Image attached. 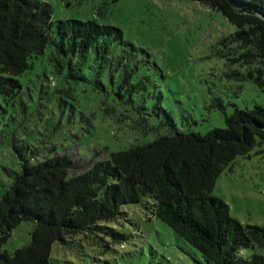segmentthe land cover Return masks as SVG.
<instances>
[{"label":"trees","instance_id":"obj_1","mask_svg":"<svg viewBox=\"0 0 264 264\" xmlns=\"http://www.w3.org/2000/svg\"><path fill=\"white\" fill-rule=\"evenodd\" d=\"M199 1L222 12L237 28L219 40L226 49L223 55L237 65L230 76L264 87V0ZM52 13V5L44 0H0V50L46 29L45 64L59 81L55 92L73 96V82H91L103 92L110 86L115 97L111 112L120 108V114L129 113L136 130L167 127V132L95 153L15 137L19 169L6 168L11 183L0 196V227L21 217L36 227L31 245L14 253L0 250V264H53L57 244L101 230L99 222L115 220L123 204L142 202L193 246L204 264H264V226L242 223L213 193L221 173L239 156L251 155L258 144L264 155V105L235 107L225 114V127L202 134L181 130L158 101L155 107L164 110L165 117L152 125L149 77L140 73L144 49L127 41L118 26L97 19L54 21ZM6 82L0 79V88ZM1 99L8 102L0 93V115L6 111ZM217 100L224 111L223 100ZM101 150L106 158L95 162ZM92 169L98 178L93 181L96 198L82 205V211L76 196L63 204L73 173L84 176Z\"/></svg>","mask_w":264,"mask_h":264},{"label":"rangeland","instance_id":"obj_2","mask_svg":"<svg viewBox=\"0 0 264 264\" xmlns=\"http://www.w3.org/2000/svg\"><path fill=\"white\" fill-rule=\"evenodd\" d=\"M44 1L52 5L54 21L97 19L120 27L127 41L144 49L140 73L149 77L152 95L147 105L152 125L165 117L166 110L181 130L205 134L225 127V114L233 113L235 107L264 105V87L230 76L237 65L223 55L226 49L219 40L235 32L236 26L199 0ZM46 52V29L0 50V79L7 81L0 93L8 100L1 99L6 111L0 115V196L11 183L6 168L19 169L15 137L27 136L41 146L55 143L62 148L64 144L95 153L104 147L126 148L136 139L144 143L167 132V127L136 130L129 113L120 114V108L111 112L115 97L110 86L106 93L94 83L73 82V96L55 92L59 81L45 64ZM218 98L223 100L224 111ZM158 101L164 110L155 107ZM262 147L258 144L251 155L239 156L230 164L213 191L244 224L264 226ZM106 155L101 150L94 161ZM95 170L84 176L80 171L73 173L63 204L76 196L82 211L96 198ZM99 223L103 229L57 244L53 264H204L202 255L169 224L151 215L144 202L123 204L115 220ZM35 227L34 221L22 217L9 220L0 227V250L14 253L31 245Z\"/></svg>","mask_w":264,"mask_h":264},{"label":"water","instance_id":"obj_3","mask_svg":"<svg viewBox=\"0 0 264 264\" xmlns=\"http://www.w3.org/2000/svg\"><path fill=\"white\" fill-rule=\"evenodd\" d=\"M234 4V3H233ZM234 6L238 9V6L234 4ZM244 11V10H243Z\"/></svg>","mask_w":264,"mask_h":264}]
</instances>
